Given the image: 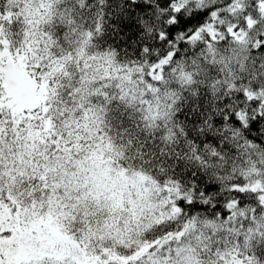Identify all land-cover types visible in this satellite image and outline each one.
<instances>
[{"label": "snow or ice", "instance_id": "snow-or-ice-1", "mask_svg": "<svg viewBox=\"0 0 264 264\" xmlns=\"http://www.w3.org/2000/svg\"><path fill=\"white\" fill-rule=\"evenodd\" d=\"M0 264H264V0H0Z\"/></svg>", "mask_w": 264, "mask_h": 264}]
</instances>
